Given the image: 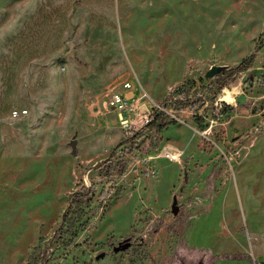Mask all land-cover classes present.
Returning <instances> with one entry per match:
<instances>
[{"label": "rangeland", "instance_id": "rangeland-1", "mask_svg": "<svg viewBox=\"0 0 264 264\" xmlns=\"http://www.w3.org/2000/svg\"><path fill=\"white\" fill-rule=\"evenodd\" d=\"M263 29L264 0H0V264H39L80 186L43 264H264ZM252 52L214 98L163 108ZM125 81L175 123L125 134L106 107ZM126 136L123 166L95 168Z\"/></svg>", "mask_w": 264, "mask_h": 264}, {"label": "trees", "instance_id": "trees-1", "mask_svg": "<svg viewBox=\"0 0 264 264\" xmlns=\"http://www.w3.org/2000/svg\"><path fill=\"white\" fill-rule=\"evenodd\" d=\"M263 44L264 29L256 38L254 51H256ZM253 58L254 52L250 53L246 57L241 58L233 65H222L221 69L217 73H215L211 78H207L208 85L206 87H203L201 80L199 81L200 85H196L195 80H187L180 86V88L176 89L172 93L165 94L162 97L161 102L163 104V108H171L174 110L190 107L198 108L209 97L214 98L217 92L221 90L227 83L233 81L237 74L250 69L253 63ZM227 108L228 107L224 105V107L219 110V115L226 114L228 110ZM173 123H175V120L171 118L169 114H167L164 110H159L157 107H154L151 109L148 121L144 125L161 129ZM129 138L130 136H126L123 140L117 141V143L109 150L108 157L97 162L94 165L95 168L104 164L105 175H110L114 169H118L117 167L123 166V163L120 161V159H118L116 162H112L109 159L114 157L116 149L124 142H127ZM88 191V187L80 186L68 194V206L66 210L60 215L58 222L53 228L51 236L46 240V246L42 249L40 256L38 257L39 264H43L48 249L51 248L58 241V239L64 237L70 219V216L67 217V214L74 201L80 200L82 196L87 195ZM26 264L32 263L27 261Z\"/></svg>", "mask_w": 264, "mask_h": 264}, {"label": "built area", "instance_id": "built-area-1", "mask_svg": "<svg viewBox=\"0 0 264 264\" xmlns=\"http://www.w3.org/2000/svg\"><path fill=\"white\" fill-rule=\"evenodd\" d=\"M131 89L128 81L122 83L120 89H114L107 94L106 107L115 112L119 124L125 134L135 127L136 124H143L148 121V111L142 110L135 100V95H126V91ZM25 109H14L10 116L19 118L26 114Z\"/></svg>", "mask_w": 264, "mask_h": 264}, {"label": "water", "instance_id": "water-1", "mask_svg": "<svg viewBox=\"0 0 264 264\" xmlns=\"http://www.w3.org/2000/svg\"><path fill=\"white\" fill-rule=\"evenodd\" d=\"M222 65H212L204 73L206 78H211L215 73L221 69Z\"/></svg>", "mask_w": 264, "mask_h": 264}, {"label": "bare ground", "instance_id": "bare-ground-1", "mask_svg": "<svg viewBox=\"0 0 264 264\" xmlns=\"http://www.w3.org/2000/svg\"><path fill=\"white\" fill-rule=\"evenodd\" d=\"M228 92H229V91H228L226 88H224V96H223L224 99H229V98H230ZM222 95H223V94H222ZM166 156H167V157H170V158H174V155H171V154H170V155L167 154Z\"/></svg>", "mask_w": 264, "mask_h": 264}, {"label": "crops", "instance_id": "crops-1", "mask_svg": "<svg viewBox=\"0 0 264 264\" xmlns=\"http://www.w3.org/2000/svg\"><path fill=\"white\" fill-rule=\"evenodd\" d=\"M125 93H126V95H128V96L132 94V92L129 93V91H126ZM128 93H129V94H128Z\"/></svg>", "mask_w": 264, "mask_h": 264}]
</instances>
